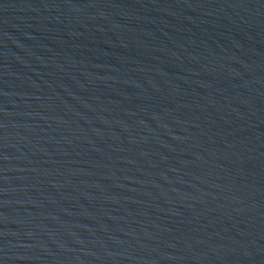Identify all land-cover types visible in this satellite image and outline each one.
I'll list each match as a JSON object with an SVG mask.
<instances>
[{
  "label": "water",
  "instance_id": "1",
  "mask_svg": "<svg viewBox=\"0 0 264 264\" xmlns=\"http://www.w3.org/2000/svg\"><path fill=\"white\" fill-rule=\"evenodd\" d=\"M0 264H264V0H0Z\"/></svg>",
  "mask_w": 264,
  "mask_h": 264
}]
</instances>
